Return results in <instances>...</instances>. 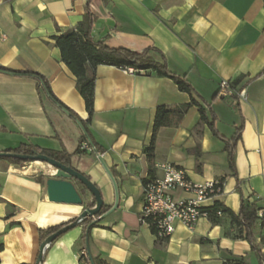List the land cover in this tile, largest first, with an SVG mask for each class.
Masks as SVG:
<instances>
[{"label":"crops","instance_id":"0c3cea01","mask_svg":"<svg viewBox=\"0 0 264 264\" xmlns=\"http://www.w3.org/2000/svg\"><path fill=\"white\" fill-rule=\"evenodd\" d=\"M86 4L95 17L92 40L110 49L156 50L151 57H163L167 69L199 96L216 135L195 106L177 124L170 117L157 134L150 173L145 150L156 108L190 100L172 80L153 72L129 75L97 66L93 109L87 113L53 40L77 26ZM0 67L42 76L77 117L38 90L37 80L0 71V152L19 146L65 151L72 155L70 166L103 200V217L90 229L88 244L77 226L48 246L42 264H91L79 259L83 249L102 264H223L230 257L259 264L250 244L235 238L237 228L227 214L215 222L201 219L193 231L175 223L168 238H158L140 215L143 185L159 174L156 164L162 162L184 170L193 183H223L207 208L218 204L236 214L251 196L264 211V0H0ZM222 80L245 89L247 101L219 97ZM237 129L233 173L224 140ZM84 143L95 151L85 150ZM52 172L45 163L0 159V264H35L38 231L77 219L92 201L77 181L82 205L48 201L45 181ZM253 237L264 264V226L256 225Z\"/></svg>","mask_w":264,"mask_h":264},{"label":"trees","instance_id":"16d2710c","mask_svg":"<svg viewBox=\"0 0 264 264\" xmlns=\"http://www.w3.org/2000/svg\"><path fill=\"white\" fill-rule=\"evenodd\" d=\"M95 17L91 13L88 4H86L84 15L77 26L60 35L53 37L56 48L60 52L61 61L67 66L72 75L76 80V89L80 96L82 97L86 111L89 115L92 113L93 109V95H94V80H95V69L97 66H111L118 69L133 68L140 72H153L158 77H165L172 80L181 92L186 93L190 100L189 103L170 109L165 106H158L155 111L154 122L152 127V135L150 139V144L146 148L145 152L150 164V173H152L153 160H154V147L157 134L159 130L163 127L170 125V117L175 119V124H177L184 116L188 108L195 106L198 108L200 115V121L208 126V128L216 135L213 120H210L207 116L203 105L198 101L199 96L196 94L194 89L189 85L184 77L174 74L167 69V66L162 57V61L158 62L151 57V53H156L154 49H148L143 52H133L127 49H110L104 46L102 43L94 42L91 38V30L94 24ZM1 72L21 75L25 77H30L38 81V90L45 93L48 98L62 109L66 110L69 115L76 117L67 107L62 105L57 98L51 92L48 82L40 75L30 71H13L6 68H1ZM84 129L87 132L86 125L80 121ZM241 129H237L235 135L229 139L224 140L228 146L229 154V166L234 173V156L233 147L235 142L239 139ZM83 140H89V134L83 137ZM95 148V147H93ZM5 153L21 154V155H45L52 158L58 162L68 165L70 162V157L72 155L61 152H51L42 149H38L34 146H19L12 150L2 151ZM4 159L14 165H22L30 161H22L17 159ZM38 181L43 183V177H38ZM82 188L81 192L84 193L85 188L79 183ZM258 200L253 197H248L247 199H242L238 213H232L228 209H224L221 205L215 204L207 209L208 219L215 222L217 218L227 214L234 226L237 228V233L235 238L243 239L247 241L252 251H254L258 258L259 264H262V256L254 243L253 231L256 225L260 227L264 226V221L259 217V212L263 208L258 206ZM95 201L88 203L87 208H93ZM104 213V207L102 206L99 215ZM75 222V220L69 221L67 223L61 224L59 226H54L46 229H40L38 231L40 246L45 242V240L60 230L61 228ZM96 223V222H95ZM92 218H86L81 225L83 227L82 240L88 244V235L90 229L95 226ZM154 234V229H151ZM264 241L261 239V242ZM2 246L0 245V252ZM91 264H102L97 261L96 258L92 257ZM223 264H248L246 259L243 257H230Z\"/></svg>","mask_w":264,"mask_h":264},{"label":"built area","instance_id":"2783aa9c","mask_svg":"<svg viewBox=\"0 0 264 264\" xmlns=\"http://www.w3.org/2000/svg\"><path fill=\"white\" fill-rule=\"evenodd\" d=\"M123 71L129 75L143 73L133 68ZM217 95L232 101L233 104L247 101L246 90H236L227 80L220 81ZM83 148L88 152L95 151L86 143ZM156 168L159 174L143 185L141 223L154 229L158 238L170 237L174 232L175 223L193 231L199 220L208 219L206 204L221 193L223 183L220 180L193 183L184 170L169 162L157 163ZM176 193L179 195L175 196ZM259 217L264 221L263 210L259 212ZM97 220L98 218H93V222ZM79 259L90 262L86 249L80 251Z\"/></svg>","mask_w":264,"mask_h":264},{"label":"water","instance_id":"95a60500","mask_svg":"<svg viewBox=\"0 0 264 264\" xmlns=\"http://www.w3.org/2000/svg\"><path fill=\"white\" fill-rule=\"evenodd\" d=\"M0 158L17 159L30 162H41L51 167L53 172L48 175V179L45 181L46 195L48 201L50 202L67 205H82V195L78 193L76 187L73 184V181L79 182L95 201V205L93 208H86L79 215V217L75 219V222L61 228L60 230L49 236L45 240V242L41 244L39 255L35 264H42L45 250L58 237H60L67 231L81 225V223H83L86 218H98L99 220L103 217V215H99L103 206V200L101 197L100 190L86 176L74 170L70 166V163L68 165H65L52 158H49L48 156L40 154L29 156L0 152ZM93 223H95V221ZM90 262H92L91 257Z\"/></svg>","mask_w":264,"mask_h":264}]
</instances>
